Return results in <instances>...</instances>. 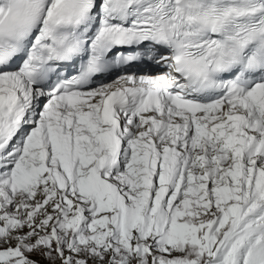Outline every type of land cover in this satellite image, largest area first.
Masks as SVG:
<instances>
[{"label": "snow or ice", "instance_id": "6c2138e0", "mask_svg": "<svg viewBox=\"0 0 264 264\" xmlns=\"http://www.w3.org/2000/svg\"><path fill=\"white\" fill-rule=\"evenodd\" d=\"M0 264H264V0H0Z\"/></svg>", "mask_w": 264, "mask_h": 264}]
</instances>
